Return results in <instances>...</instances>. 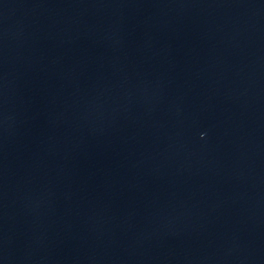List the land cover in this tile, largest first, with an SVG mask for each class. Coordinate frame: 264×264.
<instances>
[{
	"label": "water",
	"instance_id": "obj_1",
	"mask_svg": "<svg viewBox=\"0 0 264 264\" xmlns=\"http://www.w3.org/2000/svg\"><path fill=\"white\" fill-rule=\"evenodd\" d=\"M0 264H264V0H0Z\"/></svg>",
	"mask_w": 264,
	"mask_h": 264
}]
</instances>
